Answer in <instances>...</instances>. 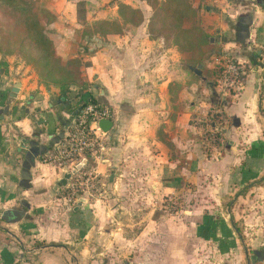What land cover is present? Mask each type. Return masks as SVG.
Returning <instances> with one entry per match:
<instances>
[{"label":"crops","instance_id":"1","mask_svg":"<svg viewBox=\"0 0 264 264\" xmlns=\"http://www.w3.org/2000/svg\"><path fill=\"white\" fill-rule=\"evenodd\" d=\"M169 1L37 0L57 55H89L84 92L108 104L115 134L94 164L101 195L75 211L57 190L65 174L43 159L73 130L77 90L63 105L0 65V264H264V0H180L208 40L187 50L153 24ZM121 5L143 22L94 34L121 21ZM228 55L249 73L222 93L209 74ZM202 112L216 117L196 126ZM206 132L220 145L204 149ZM173 197L181 210L163 212Z\"/></svg>","mask_w":264,"mask_h":264},{"label":"built area","instance_id":"2","mask_svg":"<svg viewBox=\"0 0 264 264\" xmlns=\"http://www.w3.org/2000/svg\"><path fill=\"white\" fill-rule=\"evenodd\" d=\"M217 67L218 69L221 67V70L216 74L215 84L222 93L235 92L243 87L245 81L243 77L248 75L245 71L246 65L228 55L218 60ZM94 100L81 107L72 132L43 159L44 163L53 165L64 174L66 171L71 172L81 167L69 185L60 191L65 205L71 207L76 206L81 199H95L101 195V182L94 164L106 153L107 135L100 129L99 123L102 120L113 121L114 115L107 106L101 105L97 99ZM213 119L214 115L209 121L212 122ZM215 140L216 135L205 138L207 147Z\"/></svg>","mask_w":264,"mask_h":264},{"label":"trees","instance_id":"3","mask_svg":"<svg viewBox=\"0 0 264 264\" xmlns=\"http://www.w3.org/2000/svg\"><path fill=\"white\" fill-rule=\"evenodd\" d=\"M42 11L37 0H0V33L6 30L5 40L7 47L12 46V38L23 37L24 43L36 54L39 63L45 67L46 76L57 85L62 87L60 97L70 101L72 89H76V96L73 99L80 100V105L69 106L67 112L80 114L81 107H85L90 100L95 101L91 95L85 94L87 87L83 79L82 62L77 58L64 61L56 53L53 42L48 38L45 25L43 24ZM121 21H100L95 23L94 34L102 37L109 35H121L124 33L127 24L140 25L143 22V14L129 6L121 5L119 8ZM17 40V39H15ZM33 53V54H34ZM218 67L214 70L213 76L219 72ZM245 71L249 73V66ZM246 77H243L245 79ZM104 105L102 101H98ZM74 108V109H73ZM220 134V132H219ZM89 162L93 164L92 160Z\"/></svg>","mask_w":264,"mask_h":264},{"label":"rangeland","instance_id":"4","mask_svg":"<svg viewBox=\"0 0 264 264\" xmlns=\"http://www.w3.org/2000/svg\"><path fill=\"white\" fill-rule=\"evenodd\" d=\"M166 4L167 5L164 7H157L156 14L153 18V24L158 27V32L160 34L171 39L173 44L176 43L180 45L182 50H187L190 45H192V47H195L197 44L200 45L201 41L204 42V44L205 42L208 43L205 33L201 30L199 19H196L197 15L189 11L188 6L184 2H181L180 0H171ZM184 28L187 29L185 30ZM6 32V30H3V32L0 33V65H3L5 68H11L9 71L15 78L21 79L22 77L26 78L31 76L32 80L30 83L37 82L39 85H44L47 89H57L59 94H56V97H58L61 93L62 87L52 82V80L46 76L45 67L43 64L39 63L35 56L36 54L28 46V42L23 44V37H13L12 46L7 47V41L4 39L6 37ZM95 47L98 48V46ZM87 56L89 55H86L83 48L79 51V56L75 58L81 60L83 66L86 63L85 60L88 58ZM185 65L187 66V64H184L183 62V67H185ZM213 77L212 74H209L210 83H215ZM65 104H67L66 100L63 101V105ZM104 104L108 105L107 103ZM215 117L216 114H214V118ZM209 119V116L203 113L202 115L197 116L193 121L196 126H206L205 122H209ZM113 134H115V132ZM211 135H216V140L215 142L212 141V145H220L218 138L219 132H215V134L206 132L201 138L202 147L206 150L209 148L207 147L208 143L205 141V138ZM105 143L107 148L109 145L107 138ZM160 209L163 212L172 214L178 213L181 210V207L178 198L173 197L164 199L161 203ZM250 257L251 256H249V258ZM233 258L234 256H231V259ZM249 264L263 263L258 260H250Z\"/></svg>","mask_w":264,"mask_h":264},{"label":"water","instance_id":"5","mask_svg":"<svg viewBox=\"0 0 264 264\" xmlns=\"http://www.w3.org/2000/svg\"><path fill=\"white\" fill-rule=\"evenodd\" d=\"M21 87L20 80L17 81L15 88L13 89L14 92V97H16V94L19 93ZM76 116V114L74 115ZM113 126L114 123L111 120H102L99 123L100 129L106 134L113 133ZM81 167H78L77 169L69 172L66 171L64 177L60 180V182L57 185V190L62 189L64 187H67L72 180L73 176L77 173V170L80 169ZM82 202H84L82 200ZM83 203H78V206L75 208V211H79V209L82 207ZM24 217V213L19 212V211H7L5 214V219L7 222H18Z\"/></svg>","mask_w":264,"mask_h":264}]
</instances>
